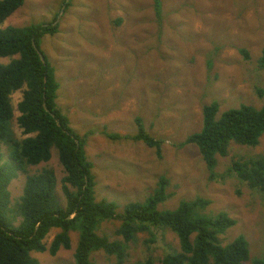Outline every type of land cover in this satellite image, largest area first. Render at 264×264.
Segmentation results:
<instances>
[{
	"label": "rangeland",
	"instance_id": "374dc122",
	"mask_svg": "<svg viewBox=\"0 0 264 264\" xmlns=\"http://www.w3.org/2000/svg\"><path fill=\"white\" fill-rule=\"evenodd\" d=\"M55 22L58 33L43 36L39 49L60 84L59 110L85 139L97 200L115 202L121 212L125 204L146 202L165 176L170 180V196L160 211L175 210L184 200H210L206 216L224 211L236 220L222 234L223 244L245 236L251 256L245 264L263 254L264 195L228 170L234 160L263 154L264 134L257 147L232 142L229 156L217 157L214 180L199 148L181 145L202 131L205 105L218 102V117L243 105L264 106V95L259 93H264V0H24L0 28ZM241 49L249 52V59ZM10 61L0 58L1 64ZM21 100V91L12 95V129L23 139L17 121ZM138 117L149 134L164 140L162 158L144 142L126 139L137 134ZM3 150L7 160V147ZM42 168L56 173L58 194L65 204L61 188L65 172L56 148L48 163L30 167L28 173ZM26 180V174L19 172L12 181L13 206L23 196ZM120 224L104 222L98 233L119 239ZM57 233L56 229L50 232L47 246ZM155 234L153 241L148 232L138 234L130 244L129 264L148 257L160 264L166 253L180 251L179 239L170 229ZM71 240L70 250L61 249L56 255L33 252L32 256L41 264H75L79 233H71ZM91 261L119 264L103 251L92 253Z\"/></svg>",
	"mask_w": 264,
	"mask_h": 264
},
{
	"label": "trees",
	"instance_id": "16d2710c",
	"mask_svg": "<svg viewBox=\"0 0 264 264\" xmlns=\"http://www.w3.org/2000/svg\"><path fill=\"white\" fill-rule=\"evenodd\" d=\"M24 5V0H0V25ZM157 6V5H156ZM160 13L159 4L157 6ZM120 23V22H119ZM59 24L9 26L0 28V58H11L0 63V264H41L33 252L49 251L56 255L61 249L72 247L71 233H79L75 264H94L91 255L103 251L129 264L130 244L139 233L170 229L179 239L180 251L168 252L160 264H245L251 260L249 242L245 236L224 245L222 234L236 225L227 212L206 216L211 201L198 198L184 200L175 210L160 211L168 198L170 180L161 176L157 188L144 203L130 202L121 206L107 199L97 200L93 164L85 153V139L80 138L70 120L58 108L57 92L60 84L46 58H41L39 40L58 33ZM247 59L249 52L240 50ZM264 70V49L261 58ZM22 92L18 103V125L25 138L20 139L12 129L14 108L12 95ZM263 96V91H259ZM220 104L213 102L203 108L204 126L182 143L196 145L211 173L218 166L217 157L229 156L231 143L257 147L264 134V106L257 109L243 105L218 117ZM138 132L127 140L144 142L162 158L163 139H156L146 130L143 120L136 119ZM120 139L118 135H109ZM3 146L7 147L5 159ZM59 152L65 172L61 180L65 204L58 194L59 180L54 170L42 168L29 174L30 167L48 163L52 150ZM229 174L252 190L264 195V153L234 160ZM19 172L26 174L23 196L12 205L9 187ZM120 221L116 231L120 237L111 240L98 233L102 223ZM18 222V223H17ZM156 228V229H154ZM59 230L47 246L50 232ZM131 264H156L153 257ZM250 264H264V253Z\"/></svg>",
	"mask_w": 264,
	"mask_h": 264
},
{
	"label": "water",
	"instance_id": "95a60500",
	"mask_svg": "<svg viewBox=\"0 0 264 264\" xmlns=\"http://www.w3.org/2000/svg\"><path fill=\"white\" fill-rule=\"evenodd\" d=\"M41 58L44 60V55L41 53Z\"/></svg>",
	"mask_w": 264,
	"mask_h": 264
}]
</instances>
